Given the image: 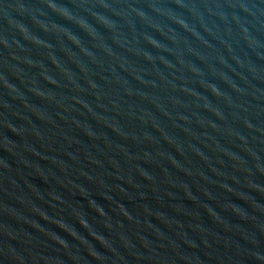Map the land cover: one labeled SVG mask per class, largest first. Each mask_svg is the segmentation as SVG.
Returning a JSON list of instances; mask_svg holds the SVG:
<instances>
[{"label":"water","instance_id":"1","mask_svg":"<svg viewBox=\"0 0 264 264\" xmlns=\"http://www.w3.org/2000/svg\"><path fill=\"white\" fill-rule=\"evenodd\" d=\"M0 264H264V0H0Z\"/></svg>","mask_w":264,"mask_h":264}]
</instances>
